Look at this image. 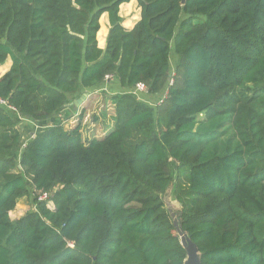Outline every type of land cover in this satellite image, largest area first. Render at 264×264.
Returning a JSON list of instances; mask_svg holds the SVG:
<instances>
[{
  "label": "trees",
  "instance_id": "obj_1",
  "mask_svg": "<svg viewBox=\"0 0 264 264\" xmlns=\"http://www.w3.org/2000/svg\"><path fill=\"white\" fill-rule=\"evenodd\" d=\"M9 59L0 264H184L169 190L201 264H264V0H0ZM114 83V126L87 144L68 106ZM19 117L48 127L25 139Z\"/></svg>",
  "mask_w": 264,
  "mask_h": 264
},
{
  "label": "rangeland",
  "instance_id": "obj_2",
  "mask_svg": "<svg viewBox=\"0 0 264 264\" xmlns=\"http://www.w3.org/2000/svg\"><path fill=\"white\" fill-rule=\"evenodd\" d=\"M132 6L127 9V11L130 13L128 16L126 15L124 8V4L120 6V16L124 19L123 21V26L128 29L131 27H128L126 25L127 20H132L133 17H137L138 19L133 22H138L141 18V9L138 6L137 1H131ZM127 4V3H126ZM134 24V23H133ZM135 25V24H134ZM98 37V35H97ZM9 64V68L12 66V61L9 59L5 65ZM4 65V66H5ZM172 69L173 66L171 65ZM4 73H0V78L5 75L10 69ZM111 82V81H110ZM107 88V87H106ZM133 94H135L140 100L150 104V105H157L161 100L166 96V91L163 93V96L161 98L159 97H150L148 96L146 91L140 92L137 91L136 88L132 90ZM117 93L121 92H111L110 90L104 91V92H99L98 94L92 95L83 100V102L77 107L74 106L72 110H70V119L68 122H66V129H70L72 125L75 124V120L79 119L81 116L83 117L82 125H81V130L80 133L82 134V137L84 139L85 143H89L93 139H99L103 138L108 132L111 130V128L114 126V121H113V105L112 101L110 100L111 96ZM64 116V115H62ZM67 116V115H66ZM74 122V124H72ZM31 122L29 120H26L23 117L18 118V127L21 129V131L25 134L24 138L27 139L28 136H33L31 135V130L35 133L36 131L40 129H45L48 126H39L37 125L35 128L31 129ZM33 133V134H34ZM165 203L167 208L169 209L171 215H173V221L175 219H179V211L181 209L180 205L175 201L174 196L172 191L169 190V192L165 195L164 197ZM48 207L51 209H55L54 203H49ZM36 209L35 206H32L30 201L28 199H22L18 202L16 209L10 213V217L12 220H19L25 214L30 211Z\"/></svg>",
  "mask_w": 264,
  "mask_h": 264
},
{
  "label": "water",
  "instance_id": "obj_3",
  "mask_svg": "<svg viewBox=\"0 0 264 264\" xmlns=\"http://www.w3.org/2000/svg\"><path fill=\"white\" fill-rule=\"evenodd\" d=\"M185 1V0H183ZM82 99L76 101L74 104L78 107L82 103ZM172 217H174L172 215ZM176 232L180 238L182 246L187 252V257L184 264H201V256L197 245L190 239L187 232H185L180 225V219L173 221Z\"/></svg>",
  "mask_w": 264,
  "mask_h": 264
},
{
  "label": "crops",
  "instance_id": "obj_4",
  "mask_svg": "<svg viewBox=\"0 0 264 264\" xmlns=\"http://www.w3.org/2000/svg\"><path fill=\"white\" fill-rule=\"evenodd\" d=\"M134 2V1H133ZM141 16V15H140ZM141 19V18H140ZM140 21V20H139ZM135 25L138 23H136V22H133ZM135 25H133L131 28H128V30H132L134 27H135ZM101 30H104V44H101L100 43V41H99V37H97V39H98V46H99V48L100 49H105V47H106V41H107V37H108V34H109V30H110V20H109V15L107 14V13H105L102 17H101V19H100V30L99 31H101ZM11 60V59H10ZM10 66V65H9ZM11 68V67H10ZM9 68V69H10ZM114 82V81H113ZM112 86H114V87H116V90H113V89H111L112 88V86H110V89H109V87L108 86H106L107 88H108V90H110L111 92H118L119 91V89H118V87H117V85H116V83H114V85L113 84H111ZM105 87V89H103V90H107V88ZM99 92H103V91H97V92H93V93H86L81 99H82V101L86 98V100L88 99V97H90V96H92V95H95V94H98ZM80 100V99H79ZM76 102V101H75ZM74 102V103H75ZM71 104V105H69L68 107H70V106H72V105H74V106H76L75 104ZM32 135V134H31Z\"/></svg>",
  "mask_w": 264,
  "mask_h": 264
},
{
  "label": "built area",
  "instance_id": "obj_5",
  "mask_svg": "<svg viewBox=\"0 0 264 264\" xmlns=\"http://www.w3.org/2000/svg\"><path fill=\"white\" fill-rule=\"evenodd\" d=\"M111 79H112V77H110V76L107 77V80L108 81H111ZM136 90L137 91H140V92H143V91H146L147 89H146L145 85L138 84L137 87H136ZM0 103L3 104V105H6V102H4L2 100H0ZM50 197H51V194L44 193L43 195H41L39 197V201H47V200H49Z\"/></svg>",
  "mask_w": 264,
  "mask_h": 264
}]
</instances>
